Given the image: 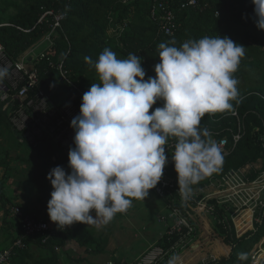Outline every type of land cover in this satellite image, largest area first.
Here are the masks:
<instances>
[{"label":"clouds","instance_id":"1","mask_svg":"<svg viewBox=\"0 0 264 264\" xmlns=\"http://www.w3.org/2000/svg\"><path fill=\"white\" fill-rule=\"evenodd\" d=\"M251 3L255 25L264 30V0ZM245 49L218 36L179 46L175 40L161 42L155 78L147 81L136 54L118 59L105 48L95 63L85 57L99 83L83 94L80 115L71 121L70 174L56 167L47 176L53 189L47 204L50 221L59 229L76 223L100 229L126 213L133 200L144 201L163 177L169 138L176 140L171 161L183 200L194 185L219 172L222 142L200 125L206 114L232 111L233 102L241 103L235 73ZM7 75L6 68L0 69V82ZM157 101L163 107L150 112ZM178 260L173 255L168 264Z\"/></svg>","mask_w":264,"mask_h":264},{"label":"trees","instance_id":"2","mask_svg":"<svg viewBox=\"0 0 264 264\" xmlns=\"http://www.w3.org/2000/svg\"><path fill=\"white\" fill-rule=\"evenodd\" d=\"M175 1L178 27L173 36L164 37L159 33L158 27L148 20L150 0H127L125 4L122 0H7L6 3L15 12L7 17L6 22L0 19V45L8 57L18 59L49 32L52 18L47 17L39 24L37 21L41 15L50 11L64 13L66 17L61 22L58 38L47 54L54 53L53 60L58 56L64 59L70 80L85 93L97 75L94 68L84 63V58L90 57L95 63L105 48L112 50L118 59L127 58L129 53L139 56L147 81L150 77L155 78L154 67L160 62L157 49L161 42L175 40L179 46L186 40H198L204 36L227 37L246 48L239 70L235 73V78L240 82L238 88L241 103L236 105L233 102L232 111L206 114L200 127H208L218 132L219 139L223 136L230 137L228 133L221 131L228 128L236 131L239 121L244 126V135L234 150L223 157L220 171L211 176H220L231 169H239L263 159L264 148L260 138L264 137V30H259L255 25L251 0H195L194 8L185 7L181 10L177 9L178 4L186 1ZM35 66L42 80L41 87L53 89L56 72L48 69L45 60L39 61ZM157 107H163V101H157L150 112L155 111ZM233 112H236L237 117L232 116ZM9 122L8 111L0 112V127L12 130L13 134L21 138V133L13 129ZM20 142L25 143L21 140ZM32 151L37 162L33 173L35 178H47L51 169L42 165L52 158L55 159L52 163L54 168L61 167L66 174H70L68 155L59 146L43 142ZM0 165H5L4 161H1ZM206 178L200 182H204ZM0 199H3L1 193ZM2 206L4 208V203ZM14 206L29 215L24 207ZM9 212L5 209L4 217H7ZM214 233L221 237L223 244L216 239L214 242L220 247H229L230 253L219 261L207 264H251L249 255L254 245L264 237V224L256 233L250 232L241 238H236L232 232H227L218 224L214 225ZM161 234H164V229ZM68 240H73L80 247L87 249L93 246L96 251L100 246L89 231L77 224L52 238V247L41 245L39 240H26L23 249L13 248L10 264H59L53 255L34 259L29 247L34 245L40 249L63 248ZM174 240L176 241L177 237L173 242ZM162 242L158 240L156 243Z\"/></svg>","mask_w":264,"mask_h":264},{"label":"built area","instance_id":"3","mask_svg":"<svg viewBox=\"0 0 264 264\" xmlns=\"http://www.w3.org/2000/svg\"><path fill=\"white\" fill-rule=\"evenodd\" d=\"M125 4L127 0H122ZM148 20L158 27L164 37H171L177 29L175 0H150ZM178 4V10L185 7L194 8L195 3L189 0ZM218 13H216L217 15ZM47 17L52 18L49 32L44 35L48 46L36 53V46L28 49L18 59L8 57L0 45V69L6 68L7 77L0 82V105L2 111H8L12 128L21 133V139L32 149L43 142H51L59 146L68 155L70 148H75V131L71 128L73 118L80 115L83 92L78 85L70 80V73L60 56L53 60L54 53L47 52L55 45L56 34L61 30V22L66 15L62 12H46L37 21L43 23ZM122 30H120V33ZM41 60L47 67L56 72L55 87L51 90L41 87L38 68ZM232 116L237 117L236 112ZM208 128V127H207ZM212 138L222 142V155L228 156L244 135V126L238 121L236 131L223 129L230 137L217 139L218 132L208 128ZM264 148V137L260 138ZM176 140H168L166 155L168 163L164 168L163 177L152 193L164 202L166 214H160L157 220L163 226L164 234L159 241L149 247L140 257L132 262L107 261L102 264H163L164 261L186 245L195 235V219L202 213H210L220 217L217 222L236 238L247 233H256L264 224V158L262 165L256 169H231L220 176H211L204 182L193 186L191 196L183 200L178 190V177L171 161ZM55 161V159L53 160ZM255 163V162H254ZM15 217L18 233L7 248L0 251V264H10L13 248L23 249L26 240H39L41 245L52 247L50 241L65 229L49 221L37 220L26 215L18 206L10 208ZM123 213L121 215H125ZM164 237L166 243H164ZM177 240L173 242V239ZM263 239V240H262ZM262 240V241H261ZM258 251L250 255L252 264H264L261 254L264 250V237L259 240Z\"/></svg>","mask_w":264,"mask_h":264},{"label":"rangeland","instance_id":"4","mask_svg":"<svg viewBox=\"0 0 264 264\" xmlns=\"http://www.w3.org/2000/svg\"><path fill=\"white\" fill-rule=\"evenodd\" d=\"M6 1L7 0H0V19L4 22H6L9 15L15 12ZM57 38L58 34H56V39ZM35 46L37 49L36 53H39L46 49L48 42H46L43 37ZM98 81V77L96 76L94 83ZM0 112L2 113L1 109ZM20 140L22 141L21 138H18V135L13 134L12 130L3 126L0 127V162L4 161L5 163L3 166L0 165V193L3 196V199H0L1 208L4 203V211L5 209L10 211L12 206L21 205L19 202L23 200L25 203H29L30 206L35 208L42 216L49 218L47 204L51 199L53 189L47 178L38 179L33 176L37 167V162L34 160L33 149L26 143H21ZM53 160L52 158L51 161L49 160L43 163L42 166L52 170L54 168V166H52ZM261 165V161L255 162L247 166L243 172H247V169L250 168H259ZM166 212L164 202L159 200L150 190L146 200H133L132 206L126 211L124 216L117 214L108 225L100 229L81 224L89 231L97 243H100L98 244L100 245L97 250L98 253L94 250L93 246L88 249L99 254L106 251L110 252L115 248L118 249L119 252V258L116 257V259L118 261L124 259L125 261L126 256L133 250L139 249V247L145 248L147 246V241H153L157 238L158 234L163 230V226L159 224L157 217L160 214H166ZM0 213L4 215V212ZM91 214H94V211H92ZM10 216L12 215L10 214ZM45 217L39 219L45 220ZM219 220L220 217L215 215L212 216L210 213H202L195 219V236L191 241H187L185 246L173 254L179 257L177 264H207L209 262L219 261L230 253L229 247L226 246L224 249L214 242L216 239L222 243L221 237L214 233V225L217 224ZM3 233V230H1L0 236ZM258 243L254 245L250 255H254L256 251H258ZM33 247L35 246L31 245L29 251L34 259L46 255V253L43 254V252H40L38 249L36 252H33ZM63 254L64 253H61L60 255ZM173 255H171L168 260ZM261 257L264 260V250ZM98 260L99 259L96 261ZM168 260L164 261L163 264H168Z\"/></svg>","mask_w":264,"mask_h":264},{"label":"crops","instance_id":"5","mask_svg":"<svg viewBox=\"0 0 264 264\" xmlns=\"http://www.w3.org/2000/svg\"><path fill=\"white\" fill-rule=\"evenodd\" d=\"M19 203H21L20 206L24 207V210L26 211V213L29 214L30 216H32L33 218L40 220L39 218L42 219L45 217V216H42L37 210H35V208L30 206L29 203L27 204L23 200H22V202H19ZM0 212H4V208H1V205H0ZM0 215H1V213H0ZM90 215L95 217V212H94V214L90 213ZM1 217H0V229L3 230L4 233L0 236V241H1L0 251H2L3 249H5L9 245H11V242L17 236V233H18L17 222H16L15 217H13V215L10 216V213H9L8 217L5 218L4 215H1ZM49 220H50V218L45 217V220H43V221H49ZM76 224H78V223H76ZM75 226L76 225L74 224L73 227H75ZM161 233L162 232H160L158 234L157 238H155L153 241H147V246L145 248L139 247V249L133 250L128 256H126L125 261H124V259L119 260V261H123V262L134 261L135 259L140 257L149 247L154 245L159 240ZM33 248H34L33 252H36L38 249L40 252H43V254L46 253V255H48V256H50V255L55 256L56 259L58 260L59 264H102L104 262L111 261V260L112 261H118L116 259V257L119 258L118 249L114 248L110 252L106 251V252H101V253L97 254L98 253L97 251H96L97 252L96 253L94 251H91L90 249H87L86 247H80L73 240L66 241V244L63 248H51L50 249L47 247V248H41L40 249L37 246H35ZM44 250H46V251H44ZM61 253H64V254L60 255ZM103 257H105V258H103ZM131 257H133V258H131ZM100 258H102V259H100ZM97 259H99V260L96 261ZM103 260H105V261H103ZM93 261H96V262H93Z\"/></svg>","mask_w":264,"mask_h":264},{"label":"bare ground","instance_id":"6","mask_svg":"<svg viewBox=\"0 0 264 264\" xmlns=\"http://www.w3.org/2000/svg\"><path fill=\"white\" fill-rule=\"evenodd\" d=\"M222 248H224V249H225V248H226V246H223Z\"/></svg>","mask_w":264,"mask_h":264}]
</instances>
